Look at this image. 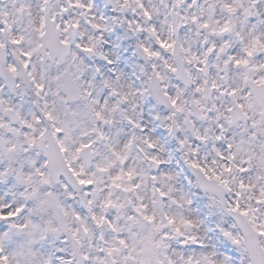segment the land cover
Listing matches in <instances>:
<instances>
[{
  "label": "snow or ice",
  "instance_id": "1",
  "mask_svg": "<svg viewBox=\"0 0 264 264\" xmlns=\"http://www.w3.org/2000/svg\"><path fill=\"white\" fill-rule=\"evenodd\" d=\"M0 264H264V0H0Z\"/></svg>",
  "mask_w": 264,
  "mask_h": 264
}]
</instances>
